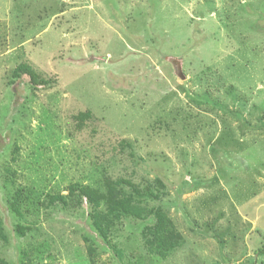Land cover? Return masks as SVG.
Masks as SVG:
<instances>
[{
  "label": "rangeland",
  "instance_id": "rangeland-1",
  "mask_svg": "<svg viewBox=\"0 0 264 264\" xmlns=\"http://www.w3.org/2000/svg\"><path fill=\"white\" fill-rule=\"evenodd\" d=\"M100 171L160 179L141 207L181 247L148 254L151 216L105 241L85 201L47 205ZM0 227L7 264H264V0H0Z\"/></svg>",
  "mask_w": 264,
  "mask_h": 264
},
{
  "label": "trees",
  "instance_id": "trees-1",
  "mask_svg": "<svg viewBox=\"0 0 264 264\" xmlns=\"http://www.w3.org/2000/svg\"><path fill=\"white\" fill-rule=\"evenodd\" d=\"M29 78L30 85L40 86L48 84L47 80L41 78L28 64L21 63L17 65L12 73V80H17L22 76ZM13 82V81H10ZM91 117L90 112L86 111L73 116L78 121V125H83L85 120ZM124 143V141H121ZM129 147V145L127 146ZM101 178L93 179L92 183H73L66 188V194H56L48 196V206L66 207L69 204L81 206L82 202H86L93 230L99 237L108 241V234L115 226L116 222H120L125 218H134L138 220L152 217L154 222L152 225L145 227L141 232V240L144 249L148 254L156 256L160 259L167 258L172 252L182 245L181 235L175 230L170 219L159 209L146 208L143 201H157L160 193L157 189H163V183L160 179H154V188L149 184L140 187L130 179L108 177L105 171H100ZM100 180V181H99ZM23 192L16 190L9 201L10 210L17 216H20L21 197ZM14 231L18 237L25 235L26 228L21 224L14 226ZM7 241L6 235L0 227V242ZM258 254H264V245L258 249ZM93 250L89 248V253ZM0 264H7L0 258Z\"/></svg>",
  "mask_w": 264,
  "mask_h": 264
},
{
  "label": "water",
  "instance_id": "water-1",
  "mask_svg": "<svg viewBox=\"0 0 264 264\" xmlns=\"http://www.w3.org/2000/svg\"><path fill=\"white\" fill-rule=\"evenodd\" d=\"M173 67L175 68L176 75H177L180 79H183L184 76H183V74L181 73L180 66H179L175 61L173 62Z\"/></svg>",
  "mask_w": 264,
  "mask_h": 264
}]
</instances>
